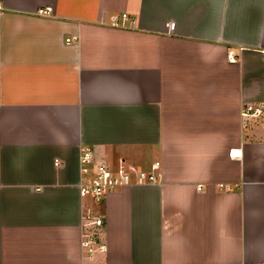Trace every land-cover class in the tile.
Here are the masks:
<instances>
[{"label":"crops","instance_id":"obj_1","mask_svg":"<svg viewBox=\"0 0 264 264\" xmlns=\"http://www.w3.org/2000/svg\"><path fill=\"white\" fill-rule=\"evenodd\" d=\"M0 264H264V0H0Z\"/></svg>","mask_w":264,"mask_h":264},{"label":"built area","instance_id":"obj_2","mask_svg":"<svg viewBox=\"0 0 264 264\" xmlns=\"http://www.w3.org/2000/svg\"><path fill=\"white\" fill-rule=\"evenodd\" d=\"M40 16H51L50 8L38 12ZM78 42L77 37L67 40L68 44ZM230 61H238L234 54H230ZM242 114L244 117H255L262 114V110L252 106H246ZM237 155L234 152L233 155ZM81 180L79 190L82 196H89L96 201H101L110 193L135 185H159L163 180V173L160 163H155L150 171L136 170L131 166L122 163L118 167H111L109 164L97 160L91 149H84L81 157ZM85 219L92 225V229L85 230L82 235V252L84 258L93 259L98 252L105 253L107 246L99 243L96 228L103 226V221L89 213Z\"/></svg>","mask_w":264,"mask_h":264}]
</instances>
